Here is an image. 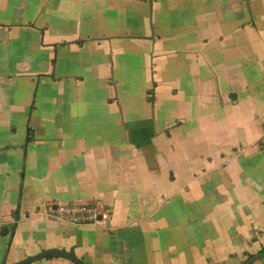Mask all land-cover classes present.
Listing matches in <instances>:
<instances>
[{"label":"crops","instance_id":"crops-1","mask_svg":"<svg viewBox=\"0 0 264 264\" xmlns=\"http://www.w3.org/2000/svg\"><path fill=\"white\" fill-rule=\"evenodd\" d=\"M263 129L264 0H0V264H242Z\"/></svg>","mask_w":264,"mask_h":264},{"label":"built area","instance_id":"built-area-1","mask_svg":"<svg viewBox=\"0 0 264 264\" xmlns=\"http://www.w3.org/2000/svg\"><path fill=\"white\" fill-rule=\"evenodd\" d=\"M260 143L264 145V129ZM48 214L58 218H64L73 223L94 222L99 223L101 220H109L111 213L107 208H103L99 202L95 203H68L50 207Z\"/></svg>","mask_w":264,"mask_h":264},{"label":"water","instance_id":"water-1","mask_svg":"<svg viewBox=\"0 0 264 264\" xmlns=\"http://www.w3.org/2000/svg\"><path fill=\"white\" fill-rule=\"evenodd\" d=\"M48 256H61V257H64V258H67V259L73 261L75 264H85L76 255H74L70 252H67L65 250L59 249V248H51V249L43 250V251L39 252L38 254H35L33 256H29V257H27L21 261H18L14 264H28V263H31L33 261H36V260H39V259H42V258L48 257ZM260 259H264V250L250 255L242 264H254L256 261H258Z\"/></svg>","mask_w":264,"mask_h":264},{"label":"trees","instance_id":"trees-1","mask_svg":"<svg viewBox=\"0 0 264 264\" xmlns=\"http://www.w3.org/2000/svg\"><path fill=\"white\" fill-rule=\"evenodd\" d=\"M32 136H33V131L29 129V132H28V141H30L32 139Z\"/></svg>","mask_w":264,"mask_h":264}]
</instances>
